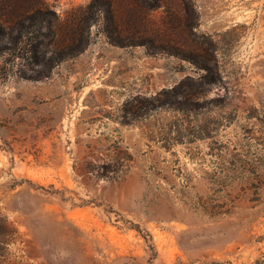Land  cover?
Wrapping results in <instances>:
<instances>
[{
    "label": "rangeland",
    "instance_id": "1",
    "mask_svg": "<svg viewBox=\"0 0 264 264\" xmlns=\"http://www.w3.org/2000/svg\"><path fill=\"white\" fill-rule=\"evenodd\" d=\"M89 1L0 0V17ZM150 2L152 30L197 63L114 45L101 17L48 76L0 72V264H264V0ZM219 190L229 214L186 203Z\"/></svg>",
    "mask_w": 264,
    "mask_h": 264
},
{
    "label": "trees",
    "instance_id": "2",
    "mask_svg": "<svg viewBox=\"0 0 264 264\" xmlns=\"http://www.w3.org/2000/svg\"><path fill=\"white\" fill-rule=\"evenodd\" d=\"M29 3V2H28ZM129 14L127 23L130 28L123 29V17L118 13L119 0H90L84 8L69 14L61 20L57 12L44 4H26V14H9L7 18L0 17V57L7 54L5 64L0 66L6 76L18 74L24 78L40 79L48 76L52 69L68 58H73L83 53L91 42V28L101 17L104 20L103 32L110 43L124 46H145L152 53L166 52L181 55L182 58L198 60L184 51L171 46L175 40L160 37L152 30V19L148 11L154 6L150 0H127ZM203 56V57H202ZM200 55V68L206 73L202 76L199 86L215 81L209 62L211 58L206 54ZM28 60L35 74L27 75L19 60ZM8 60V61H7ZM18 61V62H17ZM7 64H10L9 68ZM37 66H43L37 70ZM1 75V73H0ZM193 84L190 78L183 80L179 86L185 83ZM181 88V87H180ZM197 104V103H196ZM217 182H222L220 177ZM186 203L210 216L229 214L235 206V199L231 193L213 192L207 195H185ZM261 197V196H260ZM259 198H252L260 201ZM0 224L3 219L0 218Z\"/></svg>",
    "mask_w": 264,
    "mask_h": 264
}]
</instances>
